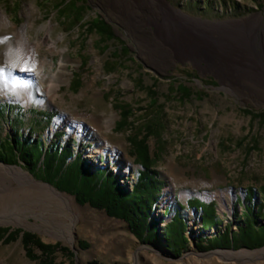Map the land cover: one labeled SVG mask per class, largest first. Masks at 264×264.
<instances>
[{
  "label": "rangeland",
  "instance_id": "374dc122",
  "mask_svg": "<svg viewBox=\"0 0 264 264\" xmlns=\"http://www.w3.org/2000/svg\"><path fill=\"white\" fill-rule=\"evenodd\" d=\"M54 1L0 0V13L13 25L0 28V141L19 135L38 137L44 147L68 144L92 164L119 173L128 187L141 166L129 154L128 133L115 129L116 98L132 107L135 123L151 120L159 129L147 142L151 156L156 155L153 165L165 181L153 210L160 231L178 211L187 234L210 238L225 224L235 228L244 205L264 204V124L244 111L263 110L264 91L251 93L226 82L198 56H180L171 49L163 55L157 48L152 51L145 40L160 43L155 26L142 23L134 30L106 0H85L84 20L99 15L113 27L116 39L103 52L96 34L80 38V26L63 23ZM163 1L204 31L253 19H261L256 28L264 30V0ZM23 25L27 37L38 44V61L19 76L25 84L18 85L4 49L7 41L18 38ZM121 43L129 47L128 59L110 69L111 53L116 49L120 53ZM73 72L81 75L76 91L70 87ZM262 76L264 82V65ZM138 78L143 86L154 84L160 106L149 109V95L138 86ZM178 83L190 86L192 94L182 99L173 88ZM32 110L48 111L51 118ZM78 124L83 128L77 131ZM248 188L253 189L250 202L245 200ZM208 201L215 202V215ZM191 203L203 206L205 225H211L206 230L201 229V212ZM0 211L5 216L0 226L20 227L44 242L66 246L72 254L56 251L55 264H264V247L217 248L210 253L198 251L192 241L180 258L173 257L163 245L139 241L124 220L77 203L74 195L34 177L21 163L0 161ZM33 251L39 254L36 248ZM0 264L37 260L25 255L17 239L0 242Z\"/></svg>",
  "mask_w": 264,
  "mask_h": 264
},
{
  "label": "trees",
  "instance_id": "16d2710c",
  "mask_svg": "<svg viewBox=\"0 0 264 264\" xmlns=\"http://www.w3.org/2000/svg\"><path fill=\"white\" fill-rule=\"evenodd\" d=\"M52 6L67 27H81L82 32L78 34L80 38L87 34H96V41L100 43L101 51H106L111 44L109 41L116 39L112 25L104 18L96 15L91 20L83 19V13L88 8L85 0H55ZM121 44L120 53L117 49L111 53L112 59L107 64L110 69H115L126 58L128 59L129 47L124 43ZM86 61L87 58L84 56L82 64L85 65ZM136 81L138 86L146 88L150 98L149 109L160 106L155 99L154 84L143 86L140 78ZM80 84L81 75L79 72H73L71 90L76 91ZM173 88L182 99L192 94L191 87L183 83H178ZM113 101L112 106L119 109L115 129L128 133L126 140L129 143V154L141 166L131 189L121 181L122 177L119 173L113 172L106 166L92 164L82 153H74L68 144L61 146L53 144L44 147L38 137L5 136L0 141V161L14 165L21 163L34 177L48 182L58 190L74 195L77 203H87L93 208L103 209L108 216L124 220L139 241L163 245L176 257L188 249L191 241L201 252L217 248L254 249L264 245L263 203L256 206L249 204L248 207L244 205L242 220L237 223L236 230L230 231V224H225L223 231L210 238L195 235L194 232L187 234V224L178 211L174 213L169 222L165 223L163 231H160V220L153 216V210L165 181L159 177L153 165L156 155L151 156L147 142L151 135L159 134V129L151 120L142 124L135 123L132 107L127 102L118 101L116 98H113ZM5 107L8 108V105ZM32 111L37 116L50 117L48 111ZM244 111L251 114L254 119H258L259 123L264 124V109L258 112L250 109H244ZM13 131L16 133L15 130ZM238 142L241 143V140ZM262 191H264V186ZM252 197L253 189L248 188L245 200L250 202ZM191 205L200 207L202 211L201 229L206 230L211 225H205L203 206H196L192 203ZM207 205L215 215V202L209 201ZM17 239H20L25 255L31 260H37V264H55L56 251L72 254L58 241L44 242L32 231L23 230L20 227L11 229L10 226H0L1 243L6 244ZM35 248L39 250V254L34 253Z\"/></svg>",
  "mask_w": 264,
  "mask_h": 264
},
{
  "label": "bare ground",
  "instance_id": "6f19581e",
  "mask_svg": "<svg viewBox=\"0 0 264 264\" xmlns=\"http://www.w3.org/2000/svg\"><path fill=\"white\" fill-rule=\"evenodd\" d=\"M106 1L134 30L142 23L155 26V38L160 42H157L158 45L154 43V38L145 40L143 37L152 51L157 48L158 53L163 55L171 49L180 56H198L226 82L238 83L251 93H263L264 30L256 28L261 19L233 23L229 27L208 32L173 13L163 0ZM8 26L13 25L4 13H0V28ZM24 27L20 28L17 39L7 41L4 49L12 79L18 85L25 84L19 76L26 75L38 61V44L27 37ZM82 128L81 124L76 126L77 131ZM219 198H223L222 194ZM3 215L0 211V221L5 217Z\"/></svg>",
  "mask_w": 264,
  "mask_h": 264
},
{
  "label": "water",
  "instance_id": "95a60500",
  "mask_svg": "<svg viewBox=\"0 0 264 264\" xmlns=\"http://www.w3.org/2000/svg\"><path fill=\"white\" fill-rule=\"evenodd\" d=\"M4 226H6V225H4ZM13 227H11V229H12ZM23 230H25V229H23ZM232 230V229H231ZM230 230V231H231ZM262 247H264V245L262 246ZM261 248V247H260ZM218 249H225V248H218ZM212 251H214L213 249L212 250H208V251H206V252H212ZM173 257H176V256H174V255H172ZM181 257V255L179 256V258ZM176 258H178V257H176Z\"/></svg>",
  "mask_w": 264,
  "mask_h": 264
},
{
  "label": "crops",
  "instance_id": "0c3cea01",
  "mask_svg": "<svg viewBox=\"0 0 264 264\" xmlns=\"http://www.w3.org/2000/svg\"><path fill=\"white\" fill-rule=\"evenodd\" d=\"M156 170H157V168H156ZM158 171V170H157ZM159 174V173H158ZM233 250V249H232Z\"/></svg>",
  "mask_w": 264,
  "mask_h": 264
}]
</instances>
